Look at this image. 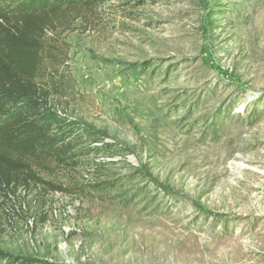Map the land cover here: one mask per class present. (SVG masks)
Returning <instances> with one entry per match:
<instances>
[{
  "label": "rangeland",
  "instance_id": "1",
  "mask_svg": "<svg viewBox=\"0 0 264 264\" xmlns=\"http://www.w3.org/2000/svg\"><path fill=\"white\" fill-rule=\"evenodd\" d=\"M52 18L45 65L65 89L47 111L72 157L0 181V252L264 264V0H102Z\"/></svg>",
  "mask_w": 264,
  "mask_h": 264
},
{
  "label": "trees",
  "instance_id": "2",
  "mask_svg": "<svg viewBox=\"0 0 264 264\" xmlns=\"http://www.w3.org/2000/svg\"><path fill=\"white\" fill-rule=\"evenodd\" d=\"M101 1L0 0V181L12 171L29 172L32 160H71L72 144L53 134L59 121L47 111L51 94L65 89L45 65L47 37L61 10L92 9ZM20 261L0 252L1 264Z\"/></svg>",
  "mask_w": 264,
  "mask_h": 264
},
{
  "label": "bare ground",
  "instance_id": "3",
  "mask_svg": "<svg viewBox=\"0 0 264 264\" xmlns=\"http://www.w3.org/2000/svg\"><path fill=\"white\" fill-rule=\"evenodd\" d=\"M233 164V163H232ZM236 166H237V169H239V168H241L242 166L240 165V164H236ZM234 169H236V168H234ZM237 169H236V171H237Z\"/></svg>",
  "mask_w": 264,
  "mask_h": 264
}]
</instances>
